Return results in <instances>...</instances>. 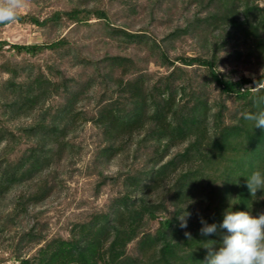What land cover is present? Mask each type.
Here are the masks:
<instances>
[{
  "label": "trees",
  "instance_id": "obj_1",
  "mask_svg": "<svg viewBox=\"0 0 264 264\" xmlns=\"http://www.w3.org/2000/svg\"><path fill=\"white\" fill-rule=\"evenodd\" d=\"M173 1L175 6L193 7L194 11L184 26L163 41L187 36L195 43L193 56L171 59L158 42L147 44L150 39L146 34L112 27L106 10L89 8L80 0L71 10L57 12L44 21L20 16L19 22L31 21L37 26L57 23L63 17L74 24H89L94 17L110 29L109 38L128 46H141L160 66L173 69L155 80L141 72L132 58H105L101 62L106 71L102 78L108 83V94L102 100L104 104L100 101L95 115L75 109L94 80L76 92L64 86L66 105L50 119L43 114L31 129L35 148L16 162L0 158V202L17 186L31 184V190L20 192L12 209L2 215L0 234H4L10 226L21 225V219L30 216V209L53 193L54 186L37 174L51 167L55 151L66 149L69 144L65 140L74 132L79 119L91 122L101 131L106 143L100 151L102 160H113L135 146L129 169L118 172L114 178L104 177L103 183L108 179L120 186L119 195L108 209L93 214L89 221L75 224L68 239L47 242L35 257L16 254L19 264H202L207 255L202 241L215 240L218 248L221 230L205 237L200 234L202 224L194 229L188 219L189 226L181 228L178 216L184 210L192 214L193 206L188 203L203 177L211 180L212 188L218 181L223 185V210L205 218L208 224L222 222L230 201L233 211H250L252 215L264 212V191L251 197L246 187V179L253 171L264 172V130L253 129L240 115L254 110L253 101L264 95V0ZM147 2L160 6L164 0ZM67 43L62 38L51 44L9 46L17 54L37 56L45 50L63 49ZM7 45L1 41L0 49ZM227 62L256 67L259 74L255 80L246 76L234 79L220 70ZM193 68L206 71L204 81L196 82L190 77L188 69ZM35 83L40 92L29 88L22 101L13 106L17 114L30 113L44 96L60 93L59 86L54 90L44 88L48 82L42 79L37 78ZM211 85L219 90L220 99L211 100ZM226 99H233L237 105L233 114ZM2 141L0 136V144ZM183 144L186 146L172 156L173 149ZM137 161H141V166H137ZM211 171L221 173L207 174ZM173 175L175 180L169 184ZM170 206L173 212L164 217ZM154 222H158V227L147 232ZM188 230H193L191 240L185 236ZM34 232L35 228L24 232L21 242L40 245L44 237ZM135 241L139 255L130 257L128 247Z\"/></svg>",
  "mask_w": 264,
  "mask_h": 264
},
{
  "label": "rangeland",
  "instance_id": "obj_2",
  "mask_svg": "<svg viewBox=\"0 0 264 264\" xmlns=\"http://www.w3.org/2000/svg\"><path fill=\"white\" fill-rule=\"evenodd\" d=\"M77 1L28 0L27 7L21 11L20 16L36 17L44 21L52 18L57 12L71 10L77 5ZM129 1L80 0V3L89 8L106 10L112 27L124 28L134 34H146L150 39L147 44L158 42L171 59L180 55L196 54L195 43L187 36L163 41L176 28L185 25L194 11L193 7H184L178 3L175 6L173 0H164L160 6H155L147 0ZM109 32L107 25L94 17L89 24H74L63 17L61 21L49 22L45 26L34 25L31 21L0 25V42L8 43L0 49V136L3 138L0 144V158L5 157L10 162H16L35 148L36 142L31 129L38 124L43 114L50 119V116L59 114L66 105L68 96L64 94V86L76 92L87 82L94 80L91 89L79 99L75 109L78 113L86 111L90 116L95 115L100 101L102 103L108 94V83L102 78L106 71L105 63L101 62L105 58H132L141 72L149 74L155 80L172 71L173 68L160 66L145 48L122 44L118 39L109 38ZM62 38L68 42L63 49L45 50L37 56L17 54L9 46L51 44ZM220 70L234 79L246 76L255 80L259 74L256 67L236 66L232 62L220 66ZM188 73L196 82L205 80L206 71L203 69H188ZM119 74L120 71H117L116 75ZM37 78L48 82L44 85L46 89L54 90L59 86L60 93L44 96L30 113L22 111L24 114H17L13 106L22 101L29 88H36L40 92L35 83ZM208 90L211 100L220 99L219 90L214 85L209 86ZM44 99L47 100L42 102ZM225 101L233 114L237 108L234 100ZM65 141L69 145L65 150L54 152L51 167L46 168L41 175L37 174L41 179L47 178L54 186L53 193L36 208H31L30 216L22 218L21 225L10 226L4 234H0V264H19L15 259L16 254L32 258L47 242L56 238L68 239L75 224L89 221L93 214L106 211L112 200L119 195L120 186L108 179L103 183L104 177L114 178L118 172H126L133 163L135 146L131 145L126 154L123 153L113 160H102L100 151L106 143L101 131L91 122L83 123L81 119L76 122L74 132L69 134ZM185 146L186 144H183L173 149L172 156ZM140 163L141 161H137V166H141ZM196 165L201 166L200 163ZM220 173L211 171L207 174L215 176ZM174 180L175 176L169 180V184ZM210 181L203 177L188 203L193 206L191 217L188 219L194 229L196 225L201 224V218L204 220L209 215L223 210L222 182L218 181L212 188ZM30 186V183L17 186L0 202V224L4 220L2 215L12 209L16 196L23 190H31ZM164 195L165 192L161 197ZM226 205L231 206L232 202H227ZM169 210L164 213V217L171 215L173 208L170 206ZM158 225V222L151 223L147 232H154ZM33 228L34 234L42 235L44 241L40 245L29 246L25 241L21 242L20 238L24 232ZM192 231L186 232L192 234ZM137 255L138 241H135L128 247V256Z\"/></svg>",
  "mask_w": 264,
  "mask_h": 264
},
{
  "label": "clouds",
  "instance_id": "obj_3",
  "mask_svg": "<svg viewBox=\"0 0 264 264\" xmlns=\"http://www.w3.org/2000/svg\"><path fill=\"white\" fill-rule=\"evenodd\" d=\"M28 0H0V25L14 24L20 19V13L27 7ZM254 89H257L254 88ZM252 111L242 112L241 118L249 122L253 129L264 130V95H258L253 101ZM246 187L251 197L258 191H264V172L257 169L246 179ZM191 213L183 211L179 216L181 228H187ZM202 236H212L220 231L221 239L205 240L207 249L202 264H264V212L252 215L250 211H233L230 206L224 211L222 222L208 224L201 218ZM191 240V233L185 232Z\"/></svg>",
  "mask_w": 264,
  "mask_h": 264
}]
</instances>
